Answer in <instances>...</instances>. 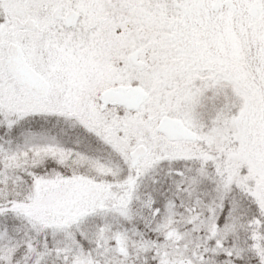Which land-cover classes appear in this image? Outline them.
I'll return each mask as SVG.
<instances>
[{
	"label": "snow or ice",
	"instance_id": "snow-or-ice-1",
	"mask_svg": "<svg viewBox=\"0 0 264 264\" xmlns=\"http://www.w3.org/2000/svg\"><path fill=\"white\" fill-rule=\"evenodd\" d=\"M0 264H264V0H0Z\"/></svg>",
	"mask_w": 264,
	"mask_h": 264
}]
</instances>
